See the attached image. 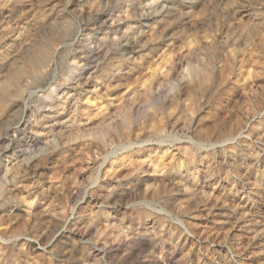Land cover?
Wrapping results in <instances>:
<instances>
[{
  "label": "rangeland",
  "instance_id": "rangeland-1",
  "mask_svg": "<svg viewBox=\"0 0 264 264\" xmlns=\"http://www.w3.org/2000/svg\"><path fill=\"white\" fill-rule=\"evenodd\" d=\"M0 264H264V0H0Z\"/></svg>",
  "mask_w": 264,
  "mask_h": 264
}]
</instances>
